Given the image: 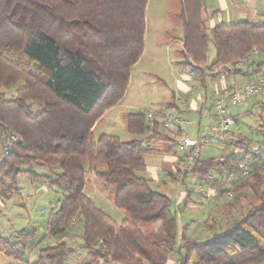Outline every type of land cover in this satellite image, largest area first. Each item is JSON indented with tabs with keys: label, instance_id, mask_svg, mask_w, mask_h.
I'll return each instance as SVG.
<instances>
[{
	"label": "trees",
	"instance_id": "obj_1",
	"mask_svg": "<svg viewBox=\"0 0 264 264\" xmlns=\"http://www.w3.org/2000/svg\"><path fill=\"white\" fill-rule=\"evenodd\" d=\"M147 2L0 0V196L18 192L15 180L20 174L59 188L62 198L49 215L47 233L62 238L81 227L82 245L90 254L85 264H166L169 255L182 249L183 264L190 255L195 264H264V157L259 147L258 154L250 153L252 142L236 139L239 156L199 158L190 173L183 169L181 153V174L204 180L218 166L230 171L234 186L222 190L229 205L245 188L255 197L221 233L196 242L180 230L170 198L136 174L145 169V156L166 154L172 147L148 148L138 140L93 135L96 121L123 98L131 70L143 53ZM203 5L204 0H180L184 66L202 84L219 68L241 73L240 68L226 67L236 61L264 66V22L219 23L206 31L200 17ZM209 42L215 51L210 63ZM254 48L257 54H252ZM20 81L22 85L8 97L7 91ZM33 103L38 110H33ZM124 123L125 130L136 136L154 138L169 131L161 127V117L148 119L143 112L126 114ZM172 129L178 138L179 131ZM8 135L17 141L5 152ZM242 160L250 167L247 177L237 168ZM32 164L58 166L61 173L54 178L39 175ZM88 173L117 186L112 202L132 220L116 223L95 205L84 191ZM34 237L35 230H21L16 241L0 236V247L5 255L19 259ZM71 251L61 242L39 254L48 264H63Z\"/></svg>",
	"mask_w": 264,
	"mask_h": 264
},
{
	"label": "rangeland",
	"instance_id": "obj_2",
	"mask_svg": "<svg viewBox=\"0 0 264 264\" xmlns=\"http://www.w3.org/2000/svg\"><path fill=\"white\" fill-rule=\"evenodd\" d=\"M180 11V0H148L145 11V35H144V52L139 62L133 67L128 87L122 100L117 104L115 112L110 113L105 117L97 127L94 128L93 135L95 137L101 134H110L117 136L121 141H131L137 139L136 135L129 134L125 130L124 116L130 112L147 111L158 112L163 104L170 96V91H175L177 82L179 81V73L184 66L183 56L181 54V20L178 17ZM172 36H175L174 42L171 45ZM208 61H212L215 56L214 46L211 42L208 43L207 51ZM264 73V68L262 69ZM22 82H18L15 86L7 91V96L13 94L14 90L21 86ZM189 87L193 88L194 94L191 95L197 101L201 97L205 103L198 101V107L203 108L202 114L197 111L183 114L180 117L188 122H199L203 134L210 132L209 128L216 125L217 121L210 120V114L215 104L212 95L213 81L210 76L204 78L203 84L198 76L189 80ZM188 94H182L181 98L188 99ZM226 115L231 120L228 126L227 133L216 138L215 142L202 149L200 158H221L222 151L226 154L238 151L234 144L236 140L235 134L239 133L251 142L263 141L264 132V95L250 98L241 106H235L229 101H226ZM34 111L39 109L37 104H32ZM260 118H263V122ZM190 126L185 127V133H193L194 129ZM189 135V134H188ZM192 136V135H191ZM190 135L189 137L192 138ZM225 136V139L222 138ZM193 139V138H192ZM259 151L264 157V146L259 145ZM3 152L0 148V157ZM179 156V155H178ZM165 156L162 154H152L145 156L146 167L144 170L138 171L136 174L149 181L152 189L166 194L172 204V209L176 210V201L180 194L185 191L191 192V200L196 203L201 210H188L183 206L180 207V214L177 215V223L179 228H185L192 241L203 242L207 239V234L210 237L213 234H219L223 230L218 227V224L213 228L204 226L202 222V212L206 209H213L217 204L223 205L228 198L226 195L221 199L217 193L208 194V188L199 189L198 185L200 178L196 181H191L186 178L183 181L173 179L168 175L165 167ZM182 167V165L180 164ZM25 168H28L25 167ZM31 168L39 175H55L61 173L58 166L41 167L35 164ZM154 168L161 170L154 171ZM225 169L221 166L215 168L212 174L215 179L221 183L220 172ZM264 174V171H262ZM233 180V179H232ZM223 185L230 189L231 183L222 182ZM15 185L18 187V193L13 192L9 197L0 196V236L17 240L18 233L21 230H35V237L26 242L25 255L32 251L38 253L40 249L47 246H54L61 243L63 240L68 247L73 250L74 258L77 259V253H85L81 242V227L75 229L74 236L79 230L80 237L72 239L52 238L47 235V220L51 212H55L58 208V203L62 198V192L59 188L50 187L46 180L42 178H32L28 175L20 174L15 180ZM221 188L217 185L216 189ZM117 189V186L107 185L102 183L94 174L86 175L85 193L91 198L95 205L110 216L116 223L124 219L132 220L124 210L114 206L112 197ZM262 189H264V184ZM233 192V191H232ZM244 194V195H243ZM220 200V203H219ZM233 206L236 207L231 215L239 216L244 212L246 206L251 202H255V197L251 194L249 188H245L242 194L234 198ZM215 210V209H214ZM44 211V212H42ZM180 215L182 219H180ZM214 220L216 215H212ZM201 220V224L191 223L193 220ZM154 227V225H150ZM209 240V239H208ZM71 253V252H70ZM182 249L177 257L185 256ZM23 257L19 258L21 260ZM14 259V258H13ZM79 260V259H77ZM64 264V262H63Z\"/></svg>",
	"mask_w": 264,
	"mask_h": 264
},
{
	"label": "crops",
	"instance_id": "obj_3",
	"mask_svg": "<svg viewBox=\"0 0 264 264\" xmlns=\"http://www.w3.org/2000/svg\"><path fill=\"white\" fill-rule=\"evenodd\" d=\"M200 17L203 20L204 28L206 29V31H209L211 28H213L216 24H219V23H234L238 21H249V22L262 23L264 22V0H204V5L200 11ZM181 30H182V25H181ZM144 35H145V32H144ZM174 38L175 36H172V40L170 41L171 45H173L172 43L174 42ZM180 43L182 47V33H181ZM142 56H143V53L141 57ZM138 62L139 60L136 62V64ZM208 62L210 63V61ZM263 68L264 66L257 67V64L254 63V64L243 65L242 67H240L241 73H238V74H232V73L229 74V73L223 72V70L220 68L217 70H213L212 72H210L209 76L211 77L213 81L212 95L214 97V100L216 101L218 99L219 94L224 88H228V87L230 88L232 86L241 87L245 83L256 82L264 78V73L262 72ZM188 87H189V81L185 83L179 78V81L177 82V86L175 88L176 90L170 91V96L168 97V99L163 104L160 110L175 106L177 101L181 98V95L183 93L188 94ZM261 95H264V93ZM187 96H188V99H186L185 105L183 107L178 108L179 116L183 114H188L191 111L195 112L197 110L200 114H202L203 108L201 106L198 107L197 103L198 101H200V103L203 104L205 103V101L201 97H199L196 101L193 96H190L189 94ZM249 99L250 98L245 99L243 103ZM117 104L107 109L104 112V114L96 121V123L94 124L92 128L93 132H94V128L97 127L99 123L105 117H107L110 113L115 112V110L117 109L116 108ZM260 119L263 122V118H260ZM124 120H125V116H124ZM190 123L191 122L187 123V127L190 126ZM191 127L194 129L195 132L194 134L186 132V135L188 137L189 135L190 136L192 135L191 137L194 139V138H197L199 135L203 134L199 122H192ZM211 128L212 127H210L209 130H211ZM160 131L163 132L164 130L160 129ZM163 133L165 136H155L154 138H148L149 134H145L143 136H137V139H133V140L140 141V146L148 147V148L156 147V148L162 149V148L171 146L172 149L169 153L162 154L165 156L164 161H165V167L167 169L168 175L169 176L174 175V177L181 176L182 181L186 178H190L191 181H196L198 179L197 176L192 175V174L184 175L183 173L181 174L180 172L183 167V159H182V154L177 151L176 146L174 144L177 138L176 131L174 129H170L169 131H164ZM225 136L222 138V140L225 139ZM235 136H237L236 139H245V141L250 142V140L243 137L239 133L235 134ZM251 145L259 147L260 143L252 142ZM240 154H241V151L239 148H238V151H235L230 154H226V151L224 150L221 153V158H227L230 155L239 156ZM180 164L182 165V167L180 166ZM219 167L221 166H218V168ZM154 169H155L154 171L161 170V168H154ZM224 169H225L224 172H220L221 183L215 179V176L213 174H211V176L208 177L207 179L200 180L198 188L203 189L207 187L208 188L207 195H213L214 193H217L218 197L221 199L223 196H225V194L222 193V190L226 188L222 182L225 181V184L231 183L233 187L234 181L236 180V178L233 176H232L233 180L232 178H229L230 171L227 170L226 168ZM217 185L221 186L219 191L218 189H216ZM190 197H191V192L189 191H185L184 193L180 194L178 200L176 201V210L178 214H180L181 206H183L184 208L188 210H197V211L201 210V208L196 203H194ZM229 202H230V199L228 198L227 201L223 205L217 204L213 207V209H206L204 212H202V222L204 223V226H207L208 228H213L215 225L218 224V227L224 230L231 222H233L238 216L231 215L232 213H230V215L228 214L229 212H234V210L236 209V207L232 205L233 203L229 205L228 204ZM219 203H220V200H219ZM212 215H216L215 217H217V219L214 220ZM180 219H182L181 215H180ZM195 221L197 224L202 223L200 219L193 220L191 221V223H195ZM180 230L185 234L186 239L192 240L191 238H189V235L187 233V230H185V228L181 229L180 227ZM76 232H78L76 236H74V231H72L70 233H67L62 238L72 239L74 237H80L79 230H77ZM212 236L210 237V235L207 234L205 238L207 240L208 239L210 240ZM62 242H65V241L63 240ZM182 243L183 242L180 241L178 243V246H181ZM82 247L84 248L85 253L83 254L77 253V257H78L77 259L79 260L74 258L75 254L73 253V250H72L71 253L66 256L64 264H85L87 263L90 260V254L83 245ZM176 254L178 255L180 254V252H174L171 255H169L166 264H183L182 258H184V256L177 257ZM22 257L23 258L21 260L13 259L12 257L5 255L2 251V247H0V264H48L47 260H45L44 258L40 256L39 252L36 253V252H33V250L28 252V255H25V251H24V255ZM195 262H196L195 256L190 255L188 257L186 264H195Z\"/></svg>",
	"mask_w": 264,
	"mask_h": 264
},
{
	"label": "built area",
	"instance_id": "obj_4",
	"mask_svg": "<svg viewBox=\"0 0 264 264\" xmlns=\"http://www.w3.org/2000/svg\"><path fill=\"white\" fill-rule=\"evenodd\" d=\"M258 50L254 48L252 54H257ZM246 60L236 61L233 64H229L227 68H240ZM195 77V72L188 67H183L179 73V78L185 83ZM264 93V78L256 82H248L241 87L232 86L230 88H224L219 94L218 99L213 105L210 118L212 121H217L209 133L201 134L197 138H190L185 133V127L187 121L181 118L178 114V108L183 107L186 103V99L180 98L175 106L159 110L158 112L147 111L145 113L148 119H153L156 116L161 117V127L165 130L176 128L180 135L174 143L178 152L183 153L185 156L184 171L190 173L197 160L200 158L202 149L206 146L213 144L216 138L223 136L227 133L230 119L225 114L226 101H229L235 106H241L243 101L250 97L259 96ZM188 94L191 96L194 94L193 88L188 87ZM17 141V138L12 135H8V140L5 144V152L9 151L12 142ZM250 153L258 154V147L253 146ZM264 168V164L261 165ZM237 168L242 177H247L250 174V167L246 160L239 161ZM231 195V193H228ZM44 212V211H43ZM102 259H98V263H102Z\"/></svg>",
	"mask_w": 264,
	"mask_h": 264
}]
</instances>
